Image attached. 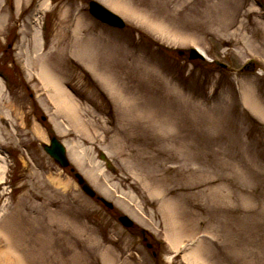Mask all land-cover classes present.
<instances>
[{
  "label": "rangeland",
  "instance_id": "1",
  "mask_svg": "<svg viewBox=\"0 0 264 264\" xmlns=\"http://www.w3.org/2000/svg\"><path fill=\"white\" fill-rule=\"evenodd\" d=\"M98 1L127 27L98 21L89 0H0V69L9 76L0 84V264H193L191 246L195 264H264V117L244 99L249 84L264 102L259 0ZM79 17V36L96 40L87 44L93 69L74 52ZM191 47L209 59H191ZM63 51L57 72L81 105L84 131L63 130L71 127L55 117L30 60L57 63ZM250 58L258 72L242 70ZM50 134L113 209L45 151ZM179 221L185 235L173 246Z\"/></svg>",
  "mask_w": 264,
  "mask_h": 264
},
{
  "label": "bare ground",
  "instance_id": "2",
  "mask_svg": "<svg viewBox=\"0 0 264 264\" xmlns=\"http://www.w3.org/2000/svg\"><path fill=\"white\" fill-rule=\"evenodd\" d=\"M20 1V0H19ZM168 1H174V0H168ZM115 5L118 8H121L125 11L128 10V6H124L122 3H116L114 1ZM43 6V3L39 4V8L41 9V7ZM226 14L227 13H231L232 9L228 8V10L225 11ZM84 24H86L85 22H83V20L80 19L78 20L77 26L75 27V54L78 55L79 58H81V60H85L88 62V65L93 69L95 67V56L94 53L96 52V49H93L95 47H92L93 44L91 45H87L90 41L92 42H96V40L91 39L87 42V44L85 43V38L82 36H79L78 31L80 29L83 28ZM260 25V24H258ZM262 27H264L263 25H260ZM89 31V30H88ZM89 35V32L87 33ZM62 41V40H61ZM87 45V46H86ZM91 46V47H89ZM89 48V49H87ZM64 53H60V60L57 63H54V57L50 58L48 57V55H37V57H30V60L34 63L33 66L35 70L38 69L37 74L38 77L40 78V81L42 83V86L44 88L47 89V92L50 96V99L53 101V104H55V117L59 118V117H64V121L68 123V125L71 128H67V129H63L64 131H66L67 133H71V131H75V129L78 130H83V126L85 124V120L83 119V112H81V105L77 99V97L75 95H73V93L68 89V84L65 81V78L62 77L63 74H59L57 72L58 67L61 69L64 68L65 63L68 62L66 60V58L64 57L65 51H63ZM93 56H92V53ZM88 55V56H87ZM101 79H103L105 82H107L110 77L106 76L104 74H101V76H99ZM1 82L3 83V79L0 77V84ZM4 86V84H3ZM1 88V86H0ZM124 95H126V92H124ZM124 95H122V97H125ZM246 97V98H245ZM244 99L247 103V106L255 113L258 114L260 117H264V102L261 98L260 95H258L257 93L253 92V88L251 86H245V96ZM124 103H127L126 99H121ZM86 110V109H85ZM62 130V129H60ZM1 132V131H0ZM35 133L38 134L40 136V138L44 139L45 137V133L36 128L35 129ZM2 135V133H1ZM76 144V143H75ZM73 147L75 148L76 146L73 145ZM74 148H72V151L74 150ZM6 166L4 164H0V169L1 168H5ZM66 186V185H65ZM176 231L173 232L172 234H170V238H171V243L173 246H176L178 244V242L180 240H182V238L185 235V231L184 230H180L179 229V225H180V221L179 223L176 222ZM187 234V233H186ZM254 243H256V241H254ZM13 251V247L11 245L8 246L7 251ZM189 253H187V255L191 258V262L193 264H195V262H198L201 259V255L199 252L198 247H194L191 246L190 248H188ZM191 254V255H190ZM9 261H11L12 259H8ZM14 264V261H13ZM16 264V263H15Z\"/></svg>",
  "mask_w": 264,
  "mask_h": 264
},
{
  "label": "water",
  "instance_id": "3",
  "mask_svg": "<svg viewBox=\"0 0 264 264\" xmlns=\"http://www.w3.org/2000/svg\"><path fill=\"white\" fill-rule=\"evenodd\" d=\"M90 6H91V10L96 15L101 16V18L103 20H105L106 22H109V23L114 24V25L124 26L125 22L120 16H118L115 13H113L112 11L108 10L103 5H101L100 3L96 2V1H90ZM193 56H195L194 53H193ZM44 148L46 149V151L51 156L54 157V159L57 162H59V164L61 166L66 167L70 164V161H69L67 154H66V147L56 136H53L51 138L50 144H44ZM100 157L107 161L108 166L110 168H112V169L114 168L112 165V162L110 161V159L107 157V155L103 151L101 152ZM75 176L78 178V181L82 185L83 190L88 195H90L92 197L96 196L95 189L88 182H86L85 178L79 172H76ZM98 198L101 199L109 207L113 206V203L108 201L104 197L98 196ZM119 218L126 225L133 224L132 220L127 215H121Z\"/></svg>",
  "mask_w": 264,
  "mask_h": 264
}]
</instances>
